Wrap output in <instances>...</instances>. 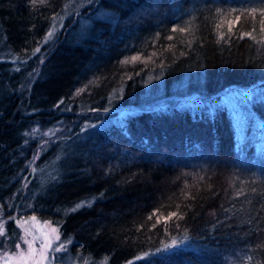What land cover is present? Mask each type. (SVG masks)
I'll return each mask as SVG.
<instances>
[{"label": "trees", "instance_id": "trees-1", "mask_svg": "<svg viewBox=\"0 0 264 264\" xmlns=\"http://www.w3.org/2000/svg\"><path fill=\"white\" fill-rule=\"evenodd\" d=\"M74 2L0 0L4 238L36 215L108 264H264V3L98 0L49 37Z\"/></svg>", "mask_w": 264, "mask_h": 264}, {"label": "rangeland", "instance_id": "rangeland-1", "mask_svg": "<svg viewBox=\"0 0 264 264\" xmlns=\"http://www.w3.org/2000/svg\"><path fill=\"white\" fill-rule=\"evenodd\" d=\"M90 3L89 0H76V2L65 6L62 15L54 20L53 27L49 33L54 35L62 26L63 20L70 15L73 11L78 10L83 5ZM51 35V36H52ZM49 36V37H51ZM227 105L231 111V114L234 113V120L236 119L237 123H240L241 120L239 118V100L233 97L232 95L229 97L227 101ZM239 134L241 137H248V135H253L254 129L251 130L252 133H246L245 129L242 126H238ZM259 136V131H255ZM256 136V135H255ZM32 216L36 217V220H32ZM16 223L20 229V237L15 242H10L4 238L5 230V221L0 212V230H2L3 235H0V244H3L4 247H0V264H6L5 257L13 256L14 253L19 250L15 249L14 245L19 243L22 250L27 251L28 245L24 243L25 240L33 241V248L35 250L36 255L32 258L28 259L25 262L17 261L16 259H12L7 261V264H108L107 259H94L90 256L81 255L79 252H73L71 250V243L63 239L61 236V231L58 223L52 220L41 219L36 215H30L27 217L16 218ZM57 228V232H52V228ZM51 242V249L47 251V259H40V251H41V242ZM66 249H61L60 252H55V248L58 244L66 243ZM11 243V245H10Z\"/></svg>", "mask_w": 264, "mask_h": 264}, {"label": "snow or ice", "instance_id": "snow-or-ice-1", "mask_svg": "<svg viewBox=\"0 0 264 264\" xmlns=\"http://www.w3.org/2000/svg\"><path fill=\"white\" fill-rule=\"evenodd\" d=\"M32 2L34 3L35 0H32ZM89 2L98 3V0H89ZM261 3H264V0H261ZM253 12H255V9H253ZM262 15H264V13H262ZM105 16H106V14L102 10H98V15L96 16V19H102V18H105ZM238 20H239V17H237V21ZM112 22L115 23V21H112ZM261 30L264 31V28H262ZM172 31L174 32V31H176V29L173 28ZM181 31H183V29H181ZM229 31H231V28H229ZM48 35L51 36L52 33H48ZM243 35L244 34H242L241 38H243ZM246 35H248L251 38V34L250 33H247ZM168 38L171 39L172 37L169 36ZM221 38H223V37L221 36ZM35 51L39 52L40 49L37 48ZM139 59H140L139 56L132 57V61L133 62L136 61V60H139ZM40 62L42 63L43 59H41ZM122 63L128 64L129 61L128 60H124V61H122ZM61 103H63V101H61ZM93 127H96V126L93 125ZM58 130L59 129L53 128L51 130H48V131L44 132L42 135L43 136L54 137L55 134H56V131H58ZM25 135H28V134L25 133ZM33 138H35V136ZM40 150H45V151L47 150L45 148L44 143H40L39 144V147H38L37 151L34 153V157H38L40 155ZM26 167H28V165H26ZM32 171L35 172V169H32ZM25 179H26V177H25ZM240 194L241 193H237V195H240ZM176 215H177V213L172 212L167 217H165L164 219H165V221H167L168 219H171L172 216H176ZM149 219H151V217H149ZM32 220L35 221L36 217L32 216ZM159 222L160 221H159V218H158L157 219V223H159ZM51 231L55 233V232H57V228L54 227V228L51 229ZM0 235H3L2 230H0ZM24 243L28 245L27 251L22 250L19 243L15 244L14 245L15 249H17L19 251L14 253L13 256H6L5 257L6 264H7V261H10L12 259H16L17 261H20V262H25L28 259H30V258H32L33 256L36 255L35 250L33 248L34 240L33 241L25 240ZM66 244H67V242L66 243H62V244H58L54 251L55 252H60L61 249H66ZM0 247H4V245L0 244ZM51 247H52L51 242H46V241H42L41 242V251H40V259L41 260L47 259L46 253H47L48 250L51 249ZM177 247H178L177 241L176 240H172V242H171L172 250H176Z\"/></svg>", "mask_w": 264, "mask_h": 264}]
</instances>
